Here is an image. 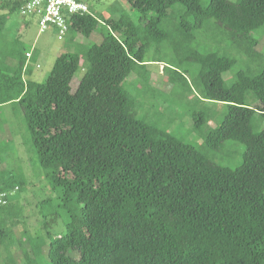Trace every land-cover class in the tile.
I'll return each instance as SVG.
<instances>
[{
	"label": "trees",
	"instance_id": "obj_1",
	"mask_svg": "<svg viewBox=\"0 0 264 264\" xmlns=\"http://www.w3.org/2000/svg\"><path fill=\"white\" fill-rule=\"evenodd\" d=\"M27 1L0 13V38ZM125 2L138 21L122 8H114L119 18L92 12L69 18L74 51L55 60L44 83L26 78L20 52L11 56L16 67H0V109L14 104L23 117L61 201L60 213L45 224L47 237L30 240L25 263L40 264L46 248L48 264H264V57L254 37L264 28V0ZM176 14L183 33L208 27L215 41L230 42L262 67L256 74L240 70L227 84L224 75L236 59L196 50L190 58L200 68V101L227 109L202 148L219 152L227 141L242 144L243 161L234 170L140 118L124 88L145 64L148 48L168 40L165 25ZM94 33L101 41L87 48L83 39ZM82 67L87 71L73 92ZM193 121L199 132L208 119L196 112ZM0 164V193L8 194L0 215L9 216L27 182L6 158L0 156ZM63 214L65 233L53 236L50 229Z\"/></svg>",
	"mask_w": 264,
	"mask_h": 264
},
{
	"label": "rangeland",
	"instance_id": "obj_2",
	"mask_svg": "<svg viewBox=\"0 0 264 264\" xmlns=\"http://www.w3.org/2000/svg\"><path fill=\"white\" fill-rule=\"evenodd\" d=\"M14 1L16 0H0V13L9 12L11 7L7 5ZM82 1L88 4L90 12L103 18H119L120 14L116 13L114 8H122L128 15L136 14L125 0ZM132 17L138 21L137 14ZM179 20L178 14L171 17L168 25H165L169 32L168 40L161 44L153 43L148 48L144 58L145 64L143 67L135 68L124 83V88L133 99H136L140 118L161 130H167L187 144L199 147L202 153L219 165L234 170L243 161L245 147L242 144L227 141L219 152L202 148L207 134L224 120L227 109L221 103L200 101L197 89L200 68L192 63L190 58L194 56L196 50L216 51L236 59L232 71L224 75L227 84L233 81L235 73L240 70L256 74L262 67L259 66V61H252L245 53L238 52L230 42L215 41V33L208 27L194 34L183 33L180 31ZM263 29L254 37L258 39L255 51L264 57ZM3 36L0 38V67L5 65L16 67L18 61L11 56L20 52L27 58L26 69L29 75L26 78L36 83L46 81L55 60L61 54L74 51L67 49L65 45L67 35L61 37L52 29L40 33L34 18H25L19 13L13 14ZM83 40V44L88 48L92 43L99 44L101 36L94 33L89 39ZM27 53L31 56L28 57ZM86 71L87 69L82 67L76 73L72 82L73 92L76 91ZM257 105L259 104L255 106ZM196 112L205 113L208 119L207 124L199 132L194 128L193 115ZM0 113V156L6 158L10 169L16 173L19 171L27 182L20 196V207L12 210L9 216L0 215V264H26L25 249L31 253L30 240L33 245L34 241L47 237L45 224L54 218L57 212L60 213L61 201L59 192L53 190L44 176L27 125L23 117L17 114L15 105L3 106ZM0 169H3V164H0ZM61 218L50 229L53 236L65 233V214ZM23 238L26 239L25 242ZM21 241L24 242L23 245L19 244ZM46 253L45 248L38 259L41 260L40 264H48Z\"/></svg>",
	"mask_w": 264,
	"mask_h": 264
},
{
	"label": "built area",
	"instance_id": "obj_3",
	"mask_svg": "<svg viewBox=\"0 0 264 264\" xmlns=\"http://www.w3.org/2000/svg\"><path fill=\"white\" fill-rule=\"evenodd\" d=\"M89 13L88 4L79 0H28L20 10L22 17L34 18L37 21L40 33L52 29L61 37L68 34L69 18ZM26 55L31 56L29 53ZM7 202L8 194L0 193V206L6 205Z\"/></svg>",
	"mask_w": 264,
	"mask_h": 264
},
{
	"label": "crops",
	"instance_id": "obj_4",
	"mask_svg": "<svg viewBox=\"0 0 264 264\" xmlns=\"http://www.w3.org/2000/svg\"><path fill=\"white\" fill-rule=\"evenodd\" d=\"M24 26V25H22ZM54 31V30H53ZM82 37L81 36H77L76 39H81ZM70 39H72L71 36H68L67 38H65L66 42H65V45L67 46V49L69 50H74V46H73V41H70Z\"/></svg>",
	"mask_w": 264,
	"mask_h": 264
}]
</instances>
